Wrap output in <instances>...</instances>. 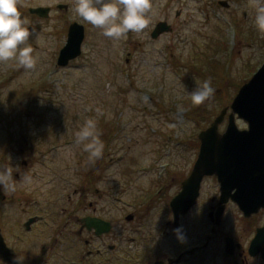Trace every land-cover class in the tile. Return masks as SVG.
Masks as SVG:
<instances>
[{
	"label": "rangeland",
	"instance_id": "rangeland-1",
	"mask_svg": "<svg viewBox=\"0 0 264 264\" xmlns=\"http://www.w3.org/2000/svg\"><path fill=\"white\" fill-rule=\"evenodd\" d=\"M75 2L17 0L22 18L30 21L27 44L36 63L26 69L16 61L0 62V163H29L42 174L45 194L38 192L36 198L49 212H60L59 219L47 217L43 239L58 223L59 241L79 240L70 232L77 231L75 220L84 214L61 215L67 208L63 197L71 196L75 207L84 199L87 207L93 204L91 215L114 224L109 241L118 251L112 257L108 250L107 257L113 263L98 258L94 264H154L165 252L181 253L179 244L186 246L187 235L197 228L188 219L183 243L164 237V201L177 189L175 181L169 185L168 174L177 180L190 173L199 158L200 133L264 65V34L254 25L255 0H228L224 7L217 0H152L148 26L119 41L79 19ZM167 4L173 7L169 11L164 10ZM31 8L51 10L48 17H36ZM161 21L172 30L153 38ZM74 23L86 27L83 55L60 68V53ZM194 78L212 81L214 95L203 105L194 106L188 95L196 87ZM89 118L108 139L98 159L90 158L76 140ZM228 123L227 117L220 133ZM237 125L247 129L241 120ZM8 133L11 142L6 141ZM84 167L97 171L86 186L81 181L86 180L81 177ZM74 168L80 170L72 177Z\"/></svg>",
	"mask_w": 264,
	"mask_h": 264
},
{
	"label": "flooded vegetation",
	"instance_id": "flooded-vegetation-1",
	"mask_svg": "<svg viewBox=\"0 0 264 264\" xmlns=\"http://www.w3.org/2000/svg\"><path fill=\"white\" fill-rule=\"evenodd\" d=\"M217 3L219 6L221 3L228 5V0H217ZM171 5L167 4L164 10H171L173 8ZM161 23L168 24L167 21H161L156 26ZM104 137V133H101V140L106 146L107 142ZM6 141L11 142L10 135ZM27 154L25 151L23 156L26 157ZM2 165L1 162L0 173L11 169L12 177L8 183L15 185V191L5 190L0 185V234L8 250L6 259H3L0 253V264H58V262L94 264L98 258L113 263L111 259L107 260L108 250L112 257L118 251V247L109 241L113 232L100 235L95 228H89L88 222L92 219L109 222L102 216L89 213L90 208H93L92 203L88 202L87 207V201L81 199L75 207L74 199L71 196H64L62 202L67 208L64 207L61 211L62 216L68 217L70 213H78L77 211L84 214L80 215L77 220L74 219L75 216L70 217L76 221L78 226L77 231L74 229L70 234H76V239L79 240L71 244L67 240L59 241L61 230L58 223L55 230L43 239L41 230L47 217L59 219L60 212L56 210L49 212L36 198L38 192V194L40 192L45 194L42 191V174L37 172L38 167H29V163H23V167H10L8 162L5 167ZM177 168L180 170L179 173H183L182 167ZM77 170L80 169H72V177ZM93 170L90 167H84L81 170L83 173L81 177L86 178V180H81L83 186H86L97 172L96 169ZM194 170L195 167H192L189 174L185 172L177 180L173 179L172 174H168L169 185L175 181L177 189L172 197L166 196V201H164V212L168 220L164 225L163 235L169 241H172L173 237L178 239L175 230L180 228L183 231L187 227L188 219H192L191 226L197 228L187 235L190 240L186 246L179 244L181 253L173 255L168 251L163 255L158 254L159 261L154 264H264V206L256 205L253 208L244 209L241 204V202H251L252 199L258 200L257 193L250 190L248 186L259 181V174L253 172L254 175L249 176V179L248 175L242 172L237 173L236 167H232L231 173L226 175L224 182L219 174L205 176L201 181L194 205L185 214L186 216L176 218L173 207L174 199L183 193V186L193 175ZM78 179L79 177L76 176L74 181ZM36 183L40 186L37 187ZM225 185H227L226 188ZM77 193L80 192L77 191ZM194 194L195 191L190 193V195ZM187 196L192 203L193 198ZM203 202L206 205H203ZM195 213H199L198 218ZM132 216L136 217L134 214ZM109 223L113 231L114 224ZM185 232L187 233V230ZM85 236L89 238L85 239ZM178 241L181 243L180 240ZM94 246L95 248L92 249Z\"/></svg>",
	"mask_w": 264,
	"mask_h": 264
},
{
	"label": "water",
	"instance_id": "water-1",
	"mask_svg": "<svg viewBox=\"0 0 264 264\" xmlns=\"http://www.w3.org/2000/svg\"><path fill=\"white\" fill-rule=\"evenodd\" d=\"M30 12L39 17H48L50 9H32ZM169 31L170 28L166 24H161L153 37L156 38L161 33ZM84 40L85 28L79 24L73 25L70 29L68 44L61 52L59 66L66 67L71 61L81 56ZM232 110L229 127L225 134L219 133V126L225 121L229 109L224 110L211 129L200 136L202 146L194 173L184 184L183 193L173 202L177 218L181 214H186L194 205L201 181L205 176L219 174L224 182L226 175L231 173L232 167H236L237 173L256 172L258 168L264 169V66L241 89ZM237 115L249 124V130H239L236 124ZM226 187L227 185H225ZM248 188L257 193L259 198L258 200L252 199L251 202H241L243 208H253L256 205L264 206V175L259 177L257 183L249 185ZM192 191H195L194 195H190ZM187 195L193 198L192 203ZM129 220L131 221L133 218ZM88 224L89 228H95L100 235L109 233L112 229L111 224H103L97 220H91ZM0 253L3 259H6L8 250L1 235Z\"/></svg>",
	"mask_w": 264,
	"mask_h": 264
},
{
	"label": "clouds",
	"instance_id": "clouds-1",
	"mask_svg": "<svg viewBox=\"0 0 264 264\" xmlns=\"http://www.w3.org/2000/svg\"><path fill=\"white\" fill-rule=\"evenodd\" d=\"M254 6V25L264 34V0H255ZM152 8V0H76L74 12L82 21L102 30L103 36L119 41L127 38L129 32L142 33L148 26V13ZM29 24L27 17L22 18L17 0H0V62L16 61L26 69L35 65L34 49L31 44H27L32 36ZM195 83L196 87L188 95L194 106L203 105L214 95L212 81L195 79ZM76 140L83 144L84 151L92 159H98L104 150L98 122L94 119L85 121L76 133ZM11 177V169L0 173V185L5 190L15 191V185L8 183ZM175 232L183 243L185 237L182 229L177 228Z\"/></svg>",
	"mask_w": 264,
	"mask_h": 264
},
{
	"label": "bare ground",
	"instance_id": "bare-ground-1",
	"mask_svg": "<svg viewBox=\"0 0 264 264\" xmlns=\"http://www.w3.org/2000/svg\"><path fill=\"white\" fill-rule=\"evenodd\" d=\"M256 172L259 174V177H260L261 175H264V169L258 168V170H257ZM244 173H245L246 175H248V176H252V175H254V173L251 172V171H245Z\"/></svg>",
	"mask_w": 264,
	"mask_h": 264
}]
</instances>
